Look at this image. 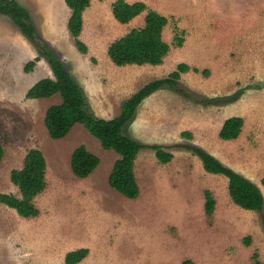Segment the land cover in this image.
<instances>
[{
  "label": "rangeland",
  "instance_id": "374dc122",
  "mask_svg": "<svg viewBox=\"0 0 264 264\" xmlns=\"http://www.w3.org/2000/svg\"><path fill=\"white\" fill-rule=\"evenodd\" d=\"M17 1L86 88L90 109L89 98L98 90L122 101L146 82L167 76L181 61L208 68L209 74L182 72L179 83L189 96L163 85L124 127L139 142L166 143L174 154L162 163L153 149H140L134 161L140 192L129 198L107 179L118 153L103 148L81 123L71 130L81 126L89 138L77 130L64 138L49 137L45 110L60 97H25L32 82L52 76L49 64L39 57L30 72L24 71L36 49L0 14V193L20 195L10 171L22 166L28 149L39 148L46 158V187L35 197L36 216L22 217L0 202V264H60L67 251L81 246L89 251L76 264H254L255 250L264 264V211L236 205L227 177L206 171L200 158L182 146L203 147L264 194V0H141L168 18L163 38L170 48L154 67L116 66L106 52L112 40L143 25L145 11L120 23L111 12L113 0H91L79 35L87 45L84 53L68 29L70 9L62 0ZM177 37L183 39L180 46ZM231 115L243 117L242 130L235 139H221L218 130ZM183 130L192 138L182 136ZM80 143L100 158L86 178L74 175L69 164ZM204 189L216 200L210 216L203 209ZM246 235L252 237L249 245L243 243Z\"/></svg>",
  "mask_w": 264,
  "mask_h": 264
},
{
  "label": "trees",
  "instance_id": "16d2710c",
  "mask_svg": "<svg viewBox=\"0 0 264 264\" xmlns=\"http://www.w3.org/2000/svg\"><path fill=\"white\" fill-rule=\"evenodd\" d=\"M70 9L67 26L74 37L76 46L81 52H87V45L79 38L83 25V11L91 0H64ZM145 11L142 26L132 27L123 35L112 40L106 49L109 59L115 65L126 64H159L169 51V43L163 38V29L168 22L166 15L148 8L141 0H113L111 12L120 23H128L138 14ZM0 13L8 16L18 27L20 32L32 43L37 55L24 64V71L30 72L39 57H43L53 74L38 79L25 92L26 98L50 97L60 94L61 101L49 105L44 114V124L49 137L60 139L65 137L75 123H82L84 127L97 139L105 149H113L119 157L115 159L108 175V182L112 188L126 197L135 198L140 192L134 173V160L141 148L149 147L154 150L157 159L166 163L171 160L173 153L166 150L160 143H142L123 132L135 117L140 102L149 94L163 85H168L189 96V92L180 86L179 78L182 72L193 70L203 75L209 74L208 68L199 69L187 62H178L175 69L167 76L155 78L125 98L121 103L120 113L112 118H102L88 108L87 98L82 86L73 78L63 60L58 56L50 43L38 34L28 10L17 0H0ZM183 39L177 37V45ZM244 119L240 115H231L224 119L218 130V136L224 140L235 139L239 136ZM181 135L192 138L189 130L181 131ZM197 155L203 168L211 173L222 174L227 177V190L231 200L244 209L264 211V194L260 186L246 176L225 165L203 147L188 143L182 145ZM4 155V147L0 141V161ZM99 157L80 143L71 152L70 167L78 177L88 176L98 165ZM11 182L18 187L19 196L13 193H0V202L13 208L22 217H34L39 213L35 204V197L46 187V158L41 149L32 147L24 155L20 168L10 171ZM264 185V177L261 179ZM203 209L205 214L211 215L216 200L210 189H204ZM264 225V213L261 218ZM251 235L243 238V243H251ZM88 247L81 246L65 253L60 264H76L88 254ZM254 264H260L259 253L251 255ZM183 264H192L191 260H184Z\"/></svg>",
  "mask_w": 264,
  "mask_h": 264
},
{
  "label": "crops",
  "instance_id": "0c3cea01",
  "mask_svg": "<svg viewBox=\"0 0 264 264\" xmlns=\"http://www.w3.org/2000/svg\"><path fill=\"white\" fill-rule=\"evenodd\" d=\"M64 3H65V1L64 0H62ZM87 8V7H86ZM85 8V9H86ZM29 12V11H28ZM143 13V12H142ZM1 14V13H0ZM140 14H138L136 17H134L133 19H135V18H137L138 16H139ZM2 16H4V18H7L8 20H11L8 16H6V15H4V14H2ZM132 19V20H133ZM12 21V20H11ZM10 21V22H11ZM13 22V21H12ZM14 23V22H13ZM15 24V23H14ZM16 25V24H15ZM109 58V57H108ZM110 60V59H109ZM110 62L111 63H113L111 60H110ZM114 64V63H113ZM134 64V63H133ZM160 64V63H159ZM159 64H149V63H145V64H140V65H146V66H150V67H154V66H157V65H159ZM115 65V64H114ZM126 65H129V64H126ZM134 65H139V64H134ZM152 65V66H151ZM116 66H124V65H116ZM51 70V69H50ZM172 71V70H171ZM72 75V74H71ZM45 77V76H44ZM51 77H53V74H52V76ZM38 80V79H37ZM36 80V81H37ZM35 81V82H36ZM34 82H32L30 85H29V87L33 84ZM144 85V84H143ZM139 89V88H138ZM137 89V90H138ZM84 90L86 91V88L84 87ZM105 89H103L102 91H97V95L95 96V95H92L90 98H89V101H90V104H91V109H92V111L94 112V114L96 115V116H98V117H110V116H113L114 114H119L120 113V110H121V103H122V101H118V102H114V100H113V98H112V96L111 95H109L108 94V92H105L104 91ZM135 92V91H134ZM153 93V92H152ZM151 93V94H152ZM56 95H58L59 97H60V94L59 93H56V94H54V95H52V96H50V99H53V98H55L56 97ZM91 95V94H90ZM150 95V94H149ZM148 95V96H149ZM129 97V96H128ZM147 97V96H146ZM145 97V98H146ZM127 98V97H126ZM144 98V99H145ZM31 99H36V98H31ZM143 99V100H144ZM142 100V101H143ZM61 101V97H60V100L59 101H56L57 103H59ZM140 102V104L138 105V107H137V109H136V117H137V110H138V108H139V106L140 105H143V103H145V102ZM149 101V100H148ZM51 105V104H50ZM48 107V106H47ZM154 109L153 110H157V108H159V107H157L156 106V103H155V105H154V107H153ZM117 115H114L113 117H115V116H117ZM110 118H112V117H110ZM108 119V118H107ZM136 119V118H135ZM135 119H134V121H135ZM133 121V120H132ZM133 121V122H134ZM132 122V123H133ZM131 123V122H130ZM77 123H75L74 125H76ZM82 124V123H81ZM73 125V126H74ZM83 125V124H82ZM72 126V127H73ZM84 126V125H83ZM81 127V126H80ZM79 127V129H74L73 128V130H77V131H80V132H82V134L84 135V136H86V137H88L89 138V136H88V134L85 132V130L81 127L80 128ZM71 130V129H70ZM73 130H71V131H73ZM179 134H180V131H179ZM64 138V137H63ZM166 144V143H165ZM164 144V146H165V148L167 149V147H166V145ZM85 145V144H84ZM86 146V145H85ZM168 146V145H167ZM169 148L167 149V150H172L171 149V147L170 146H168ZM74 149V148H73ZM72 149V150H73ZM142 149V148H141ZM113 150V149H112ZM115 151V150H114ZM72 152V151H71ZM116 152V151H115ZM173 153V152H172ZM137 155H138V153H137ZM113 156V155H112ZM70 157H71V154H70ZM114 157H116V155H114ZM118 157H119V154H118ZM118 157H116L115 159H117ZM173 157H174V154H173ZM172 157V158H173ZM100 159V158H99ZM115 161V160H114ZM135 161V160H134ZM114 163V162H113ZM135 163V162H134ZM69 164H70V161H69ZM98 166V165H97ZM96 166V167H97ZM112 166H113V164L111 165L110 164V168H108V170L109 171H107L106 173H107V175H109V173H110V170H111V168H112ZM71 168V167H70ZM94 171V170H93ZM92 171V172H93ZM91 172V173H92ZM90 173V174H91ZM94 173V172H93ZM89 174V175H90ZM88 175V176H89ZM78 177V176H77ZM87 177V176H86ZM86 177H79V178H86ZM107 179H108V176H107ZM110 185V184H109ZM111 187V186H110ZM112 188V187H111ZM114 189V188H113ZM117 191V190H116ZM119 192V191H118ZM120 193V192H119ZM123 195V194H122ZM260 262H261V260H260ZM260 264H262V263H260Z\"/></svg>",
  "mask_w": 264,
  "mask_h": 264
}]
</instances>
